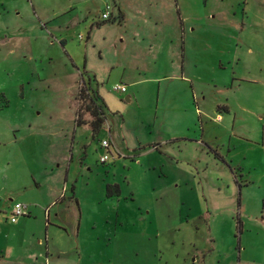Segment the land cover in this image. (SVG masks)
Returning <instances> with one entry per match:
<instances>
[{
	"label": "rangeland",
	"instance_id": "obj_1",
	"mask_svg": "<svg viewBox=\"0 0 264 264\" xmlns=\"http://www.w3.org/2000/svg\"><path fill=\"white\" fill-rule=\"evenodd\" d=\"M175 3L0 0V264H264V0Z\"/></svg>",
	"mask_w": 264,
	"mask_h": 264
},
{
	"label": "crops",
	"instance_id": "obj_2",
	"mask_svg": "<svg viewBox=\"0 0 264 264\" xmlns=\"http://www.w3.org/2000/svg\"><path fill=\"white\" fill-rule=\"evenodd\" d=\"M136 1L138 2V0ZM139 2L140 4H142V7H136L140 11H134L136 17L135 19H131L130 16H132V13H131L132 9L128 8L127 1L126 0H112L113 7L117 10L118 19L121 20V24L123 26L129 25L128 23L134 20L135 22H133V24L131 25L136 26V27H142L143 25H147V24L154 25V26L161 25L162 23L181 24L180 13L175 3L176 0H174L175 17H173V19H170V20L165 18V10L163 8H160L161 0H139ZM68 9H73V7H69V8L67 7L65 11H67ZM115 9L111 11L112 17H113V14L115 13ZM65 11L61 12V14L64 13ZM53 28H57V26L54 25ZM119 64H122V63L119 62ZM122 68H124L123 64H122ZM125 77L129 78L126 75ZM120 84L126 86L125 83H120ZM126 91H127V88H126ZM161 143H167V142L162 141Z\"/></svg>",
	"mask_w": 264,
	"mask_h": 264
},
{
	"label": "built area",
	"instance_id": "obj_3",
	"mask_svg": "<svg viewBox=\"0 0 264 264\" xmlns=\"http://www.w3.org/2000/svg\"><path fill=\"white\" fill-rule=\"evenodd\" d=\"M110 16H111V8L109 5H106L104 7V10L100 14V19L108 20ZM112 90L116 93H124L126 91V87L122 84H115L112 87ZM100 147L105 150V153L101 155L99 158L100 163L103 164L109 160V157H111V154L109 151L110 144L108 143V141L102 140L100 142ZM25 210H26V207L24 205L15 203L12 206L10 214H9V218H8L9 222L12 224H15L19 217H22L26 214Z\"/></svg>",
	"mask_w": 264,
	"mask_h": 264
},
{
	"label": "trees",
	"instance_id": "obj_4",
	"mask_svg": "<svg viewBox=\"0 0 264 264\" xmlns=\"http://www.w3.org/2000/svg\"><path fill=\"white\" fill-rule=\"evenodd\" d=\"M94 100H100L98 96H95ZM96 103V102H95ZM92 120L90 121V129L93 134L97 133L103 122V111L100 104H94L91 111Z\"/></svg>",
	"mask_w": 264,
	"mask_h": 264
}]
</instances>
